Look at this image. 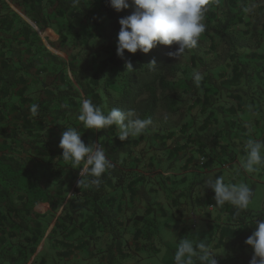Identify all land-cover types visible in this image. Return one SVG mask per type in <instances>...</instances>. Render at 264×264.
I'll use <instances>...</instances> for the list:
<instances>
[{"label": "trees", "instance_id": "1", "mask_svg": "<svg viewBox=\"0 0 264 264\" xmlns=\"http://www.w3.org/2000/svg\"><path fill=\"white\" fill-rule=\"evenodd\" d=\"M11 1L23 9L37 30L48 27L45 11L51 6L59 43L70 42L78 51L68 60L59 58L45 48L30 24L0 0V264L25 261L45 232L46 213L36 210L38 203L45 202L51 209L60 206L65 199L64 187L73 190L74 198L62 206L63 213L55 227L62 226L63 232L65 224L69 227L76 223L82 229L86 225V232L94 233L99 228L106 231L110 240L103 252L107 263L113 264L127 255L122 235L130 221L120 218V201L108 190L124 188L130 196L136 195L144 201L146 214H153L155 205L149 189L132 173L139 164L132 149L137 139L121 142L116 137V126L85 128L78 119L82 100L90 99L105 113L115 107L131 110L135 117L151 118L146 131L159 140L161 149L170 146L167 140L183 136L174 137L177 126L181 133L186 129L180 123L182 112L197 108L203 117L201 127L205 124L207 129L203 135H193L191 141L187 137L183 146L208 148L214 152L213 160L219 150L232 155V149L218 139L220 130L213 131L209 122L218 120L217 113L226 114L223 120L230 126L228 132L234 128V137L239 138L242 130L233 124L234 117L241 107L242 110L259 99L251 83L264 75V50H260L264 48V0H208L202 20L205 31L197 46L177 58L169 55L176 50L175 44H158L147 54L137 51L125 52L124 58L116 55L118 20L132 13L131 3L128 9L117 12L108 0ZM238 26L243 29L237 30ZM215 35L221 42L219 49L211 42ZM204 39L211 42L207 60L198 56ZM237 49L243 50L242 58ZM184 56L189 57L192 66L200 68L189 79L179 81ZM153 59L156 67L151 69L147 64ZM129 60L134 70L125 68ZM223 64L230 67L231 75L218 82L210 72ZM107 69L116 74L110 82L102 80ZM201 72L205 74L200 76ZM197 74L199 80L195 79ZM225 100L229 102L222 108ZM33 104L39 106L36 115L30 110ZM254 111L261 112L260 103L256 102ZM176 114L177 119L168 116ZM68 128H75L85 144L97 142L105 148L113 167L102 174L99 187L78 185L79 179L87 182L93 177L79 174L83 162L74 165L63 159L59 142ZM181 145H175L170 152L177 153ZM208 160L206 167L212 163ZM249 188L253 197L254 186ZM205 197L208 204L223 209L229 217V224L221 227L218 237L229 258L220 264H249L253 250L244 241L255 230V221L264 219V211L252 214L248 208L241 210L227 202L218 206L209 189ZM158 209L162 214V206ZM134 218L145 221L139 215ZM86 236L84 233L81 237ZM147 244L136 243L134 247Z\"/></svg>", "mask_w": 264, "mask_h": 264}, {"label": "rangeland", "instance_id": "2", "mask_svg": "<svg viewBox=\"0 0 264 264\" xmlns=\"http://www.w3.org/2000/svg\"><path fill=\"white\" fill-rule=\"evenodd\" d=\"M4 1L22 20L30 24L47 50L63 60H68L77 55L78 48L70 42L59 43L55 24L57 19L51 6H47L45 11L49 19L48 27L44 30L37 27L39 29L37 30L35 24H32L33 22L29 18V20L26 19L27 17L19 5L11 0ZM241 29H243L242 26L237 27V30ZM211 42L216 49L221 47L217 35L213 36ZM211 42L204 39L202 43L198 56L203 60L209 58L208 47ZM260 50H264V48L261 47ZM237 53L242 58L243 50L237 49ZM262 65L264 67V61ZM199 68V65L197 67L192 66L189 57L184 56L181 63L183 72L178 74L177 79L179 81L189 79ZM204 74L205 72H201L200 76ZM210 75L220 82L221 79H227L231 75L230 67L226 64L220 65L212 70ZM112 76L116 77L115 71L107 69L102 80L110 82ZM262 83H264V75L261 76L260 80L251 83L252 90H257L259 93V99L256 102L260 103L261 112L254 111L255 102L253 105H245L242 110L241 107L240 112L234 117L233 124L238 125L239 129L242 130L239 138L234 137V128H232L231 133L228 132L230 126L223 120L226 114L221 116L217 113L218 120L215 123L209 122L213 131L220 130L218 139L221 145H226L228 150L232 149V155H227V153L219 150L213 160L211 157L214 152H210L208 148H202L196 144L187 146V148L183 146L182 143H185L187 137L191 141L193 135H203L207 129L205 124L204 128L201 127L203 117L197 108L182 112L180 123L184 124L186 129L184 133H181L179 126L175 128L174 137L183 136L178 138L180 140L177 138L176 140H167L166 143L170 145L168 148L161 149L158 144L159 140L152 137V132L145 131L139 136L129 137L130 139H137L132 149L133 156H137L139 159V164L133 168L132 173L135 178H139L143 182L146 189H149L155 205V212L146 214L144 201L138 199L136 195L130 196L124 188L108 190V194L115 195L117 201H120L122 206L120 218L123 221L128 218L130 221L124 226L122 235L123 244L125 243L123 250L127 255L117 258L113 264H175L173 257L181 238H197L200 241H206V245L215 255L218 264L228 260L229 254L223 250L218 242L221 227L229 224L228 214L223 213V209L208 204L205 192L209 189V180L223 177L225 183L228 181L229 176L232 175L230 166L233 162L236 171H240L246 159L243 154H247L246 144L249 140L264 141V90ZM228 102L225 100L221 104L222 108H225ZM249 107H252V111L249 110ZM168 116L170 119H177L178 114ZM116 132L118 133L117 128ZM171 141H173L172 144H170ZM175 145L182 147L180 146L181 148L177 153L170 152ZM188 156H191L190 160H187ZM208 159L212 163L206 167L205 163ZM127 164L131 165L128 162ZM83 168L79 171L81 176L86 175ZM244 172L245 177L241 179V183L249 187L254 186L253 197L248 206L249 211L252 214L261 212V210L264 211V165L256 166L252 172L244 169ZM63 192L65 199L55 209H51L45 202L38 203L36 210L46 213L43 218L47 222L45 232L34 246V250L27 253L25 261L20 260L18 264H108L103 252L110 240L106 231L99 228L94 233L86 232V225L82 229L76 223L69 227L65 224V231L63 232H61L62 226L61 228L55 227L56 221L63 213L62 206L74 198L71 188L64 187ZM159 206L164 209L162 214L161 210L158 209ZM85 212L87 210H84ZM135 215L142 216L145 221L135 219ZM70 229L72 230L70 231ZM67 231L68 233H66ZM84 233L87 236L81 237ZM148 242L150 244H147ZM136 243L147 244V246L135 248ZM194 264H201V262L196 259Z\"/></svg>", "mask_w": 264, "mask_h": 264}, {"label": "clouds", "instance_id": "3", "mask_svg": "<svg viewBox=\"0 0 264 264\" xmlns=\"http://www.w3.org/2000/svg\"><path fill=\"white\" fill-rule=\"evenodd\" d=\"M109 5L117 12L128 9L130 3L134 6L132 13L118 20L116 55L124 58L125 52L135 54L139 51L147 54L158 44L176 45V50L169 55L176 57L186 49L195 48L199 37L205 31L202 23L208 0H108ZM149 68L156 67L153 59L147 64ZM125 68L134 70L131 61ZM201 77L195 76L196 80ZM39 106L33 104L31 112L36 115ZM78 119L85 128L100 130L116 126L121 142L127 138L143 134L152 124L151 118L135 117L133 111L111 108L106 113L90 99H83ZM59 147L63 150L64 160L74 165L84 163L83 171L93 177L87 182L79 179L78 185H93L99 187L101 176L113 165L106 156L105 148L96 144H85L80 133L75 128H68L61 134ZM247 157L242 167L248 172L256 166L264 165V141L249 140L246 144ZM208 187L214 192L218 206L226 202L238 209H247L252 197L248 185L226 184L223 177L209 180ZM255 230L244 241L253 250L249 264H264V219L255 221ZM194 258L201 264H218L215 255L204 241L189 238L179 239L174 253L175 264H194Z\"/></svg>", "mask_w": 264, "mask_h": 264}, {"label": "crops", "instance_id": "4", "mask_svg": "<svg viewBox=\"0 0 264 264\" xmlns=\"http://www.w3.org/2000/svg\"><path fill=\"white\" fill-rule=\"evenodd\" d=\"M234 162L232 163V165L230 166V172H232V175L229 176L228 181L226 182V184H240L241 183V179L243 177H245V172L243 167L240 168V171H236V168L233 166ZM234 170V171H233Z\"/></svg>", "mask_w": 264, "mask_h": 264}]
</instances>
